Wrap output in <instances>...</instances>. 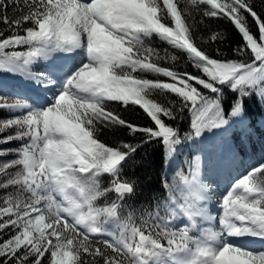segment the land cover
<instances>
[{"label":"snow or ice","instance_id":"obj_1","mask_svg":"<svg viewBox=\"0 0 264 264\" xmlns=\"http://www.w3.org/2000/svg\"><path fill=\"white\" fill-rule=\"evenodd\" d=\"M186 5L0 0V72L19 73L43 93L0 91V111L10 114L0 119V264H264V163L214 201L219 185L202 178L198 155L181 188L164 176L166 195L138 210L127 204L140 185L125 169L145 145H161L172 162L186 145L236 130L242 141L258 136L264 148V14L250 0ZM193 13L230 22L241 40L233 52L244 59L224 58L219 47L210 54L203 45L223 35L198 42ZM154 36L196 72L163 66L179 57L154 46ZM41 61L51 62L32 71ZM153 91L166 103L153 99ZM253 100L258 121L249 111ZM109 102L138 106L148 123L129 122ZM185 119L186 130L179 123ZM105 129H124L137 142L107 146L98 139ZM227 154L229 166L235 164L239 153L229 146ZM224 173L219 168L214 175Z\"/></svg>","mask_w":264,"mask_h":264},{"label":"trees","instance_id":"obj_2","mask_svg":"<svg viewBox=\"0 0 264 264\" xmlns=\"http://www.w3.org/2000/svg\"><path fill=\"white\" fill-rule=\"evenodd\" d=\"M254 4V8L259 13L264 14V0H250ZM183 2H181V6ZM195 17L196 27L194 29L195 38H197L198 42H202V39L208 38L213 32H219L223 35V39L216 44L211 45H203L210 54L215 55L216 47H219L223 54L224 58L228 59H238L243 60V57H237L233 52V49L238 47L241 43L240 37L236 30L232 27L230 22L226 20L219 19H209L207 17H201L197 13H193ZM203 20V23H200V20ZM153 45L156 47H160L161 49L166 48L168 45L159 40L158 37H153ZM170 52L177 55L179 57L178 61L173 65L171 62H163L161 61L163 66L175 67L177 71H192L196 72L195 69H191L189 64L186 61V56L180 53L178 50L169 49ZM143 78L156 81L158 79L165 80L164 77H159L152 73H139ZM153 98L157 99L158 102L166 103L164 97L159 94V92L153 91ZM109 107L118 112L123 118L128 120L129 122L145 125L148 121L145 119V114L138 108V106L129 105L128 109H123L116 102H109ZM249 111L251 113L252 119L257 120L260 115L258 112L260 111L259 105L253 100V102L249 105ZM1 115H7V112L0 111ZM182 129L186 130L188 125V120H182L179 122ZM229 139L226 141L228 143L227 146H232L233 150L239 153V158L242 159L243 156H255L264 159V148H262L259 137L253 136L251 141L241 140L239 132L233 130L231 133L227 135ZM213 138V137H212ZM98 139L110 147H118L121 142H137L133 140V138L127 135V132L124 129H117L114 131L103 130ZM192 145L187 146L182 152L179 153L178 157L175 158L176 161H180L184 157H188L191 154V151L195 150ZM221 151V149H219ZM166 153L162 150L161 145L151 144L145 145V149L140 152L137 156L136 162L134 164L130 163L128 167L125 169V174L133 179H136L140 187L137 191V196L127 202L128 205L133 206L135 209L141 208L146 202L151 200L153 197H160L166 195V190L163 188L161 184V179L164 177L163 174V163L165 161ZM175 167V166H174ZM183 170L181 169H173L171 172V176L169 177V183L173 184L177 188H180V176L183 174ZM108 178L104 179V185L107 186L109 181ZM179 191H177V196L179 195ZM109 195H112L110 193ZM99 205L104 203L103 198L97 202ZM128 211V207L126 206L123 210V214L126 215Z\"/></svg>","mask_w":264,"mask_h":264},{"label":"rangeland","instance_id":"obj_3","mask_svg":"<svg viewBox=\"0 0 264 264\" xmlns=\"http://www.w3.org/2000/svg\"><path fill=\"white\" fill-rule=\"evenodd\" d=\"M31 67V66H30ZM31 70L32 71H34V72H37V71H41V70H43L40 66H33V67H31ZM5 74V72H0V80L2 79V76L1 75H4ZM6 75V74H5ZM17 75H19V73H17ZM17 75H15V76H17ZM4 77V76H3ZM9 76L8 75H6L4 78H8ZM12 79V81H15V79L16 78H11ZM167 79V78H166ZM165 79V80H166ZM164 80V79H163ZM9 81H10V79H9ZM5 90H6V88H5ZM156 92H158V91H156ZM152 95H153V93H152ZM152 98H153V96H152ZM154 99V98H153ZM155 100H157L156 98H155ZM6 118H8V117H0V119H6ZM0 147H5V146H3V145H0ZM197 147V149H200V150H202V149H204V148H206L204 145H198V146H196ZM204 154H208V156L210 155V153H208V152H206V151H204V153H197V155H201V156H203ZM197 155H195V156H197ZM8 157H5L4 159H7ZM202 158V157H201ZM222 177H223V179H222V183L224 184V185H226V181H227V174H225L224 173V175H222ZM218 190H223V191H225V189H223V188H216V187H214V189H213V200H216V199H218V193H216V192H214V191H218ZM221 194H223V193H221ZM217 211V210H216Z\"/></svg>","mask_w":264,"mask_h":264},{"label":"bare ground","instance_id":"obj_4","mask_svg":"<svg viewBox=\"0 0 264 264\" xmlns=\"http://www.w3.org/2000/svg\"><path fill=\"white\" fill-rule=\"evenodd\" d=\"M5 74L6 75H10V76H15V75H17V73H7V72H5ZM1 76H4L5 77V75H1ZM205 160V157H202L201 158V161L203 162ZM201 173H202V163H201Z\"/></svg>","mask_w":264,"mask_h":264}]
</instances>
